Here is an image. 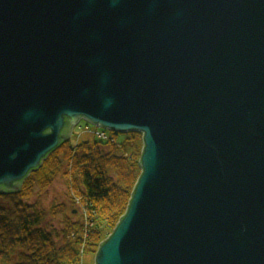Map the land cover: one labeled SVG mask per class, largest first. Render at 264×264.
Instances as JSON below:
<instances>
[{
  "label": "water",
  "instance_id": "obj_1",
  "mask_svg": "<svg viewBox=\"0 0 264 264\" xmlns=\"http://www.w3.org/2000/svg\"><path fill=\"white\" fill-rule=\"evenodd\" d=\"M81 120L143 142L94 264H264V0H0V194Z\"/></svg>",
  "mask_w": 264,
  "mask_h": 264
},
{
  "label": "trees",
  "instance_id": "obj_2",
  "mask_svg": "<svg viewBox=\"0 0 264 264\" xmlns=\"http://www.w3.org/2000/svg\"><path fill=\"white\" fill-rule=\"evenodd\" d=\"M123 140L84 141L74 149L70 140L64 142L29 173L17 193L0 197V264H80L82 254L99 248L124 216L141 174V135L126 133ZM72 151L73 182L87 213L81 217L72 214L73 207L65 213L62 204L47 212L34 192L36 185L42 190L52 184ZM57 214L62 218L56 220Z\"/></svg>",
  "mask_w": 264,
  "mask_h": 264
},
{
  "label": "rangeland",
  "instance_id": "obj_3",
  "mask_svg": "<svg viewBox=\"0 0 264 264\" xmlns=\"http://www.w3.org/2000/svg\"><path fill=\"white\" fill-rule=\"evenodd\" d=\"M85 127L89 128V130L96 128L93 125L88 124L84 120H81L78 123V125L74 127L73 132L70 136V142L73 149L79 143L84 141L93 142L94 140H96V141H100V143L101 142L109 143V141L110 142L115 141L116 143H121L122 141H124L123 139L125 134L119 133L113 136L107 133L105 137L98 138L93 134H89L85 129ZM72 157H73V151L66 165L64 164V166L62 167L60 174L57 175V178L52 182V184L49 187H46L41 190L38 187V185H36L34 192H35V197L39 199L40 206L42 208H45L47 212L49 211L50 213L51 211L50 209L53 206L62 204L65 213H70V209L73 207L74 211L72 212V214L75 215V217H81L87 215V213L85 211L84 201L82 197L79 195V193H77V190L74 186L73 177H72ZM111 171L114 170L111 169ZM64 173L67 174L65 179L63 176ZM39 190H41V192ZM0 197H3V195L0 194ZM61 218H62L61 214L56 215V220H59ZM47 219L50 220L49 217H47ZM112 231L108 233L107 237L112 233ZM106 238H104V240ZM104 240H102V242ZM97 250L98 249H96L95 252L82 254L80 264H94V258Z\"/></svg>",
  "mask_w": 264,
  "mask_h": 264
},
{
  "label": "built area",
  "instance_id": "obj_4",
  "mask_svg": "<svg viewBox=\"0 0 264 264\" xmlns=\"http://www.w3.org/2000/svg\"><path fill=\"white\" fill-rule=\"evenodd\" d=\"M85 129L87 130L89 134H93L98 138L105 137L107 135V132H105V130H101L98 127L93 128L92 130H89V128L87 127H85Z\"/></svg>",
  "mask_w": 264,
  "mask_h": 264
},
{
  "label": "flooded vegetation",
  "instance_id": "obj_5",
  "mask_svg": "<svg viewBox=\"0 0 264 264\" xmlns=\"http://www.w3.org/2000/svg\"><path fill=\"white\" fill-rule=\"evenodd\" d=\"M78 123H79V122H78ZM78 123H77L76 125H78ZM76 125H74V126L72 127V129H71L72 132H73V129H74V127H75Z\"/></svg>",
  "mask_w": 264,
  "mask_h": 264
},
{
  "label": "bare ground",
  "instance_id": "obj_6",
  "mask_svg": "<svg viewBox=\"0 0 264 264\" xmlns=\"http://www.w3.org/2000/svg\"><path fill=\"white\" fill-rule=\"evenodd\" d=\"M139 134V133H138ZM141 135V134H140ZM141 137H142V135H141Z\"/></svg>",
  "mask_w": 264,
  "mask_h": 264
}]
</instances>
